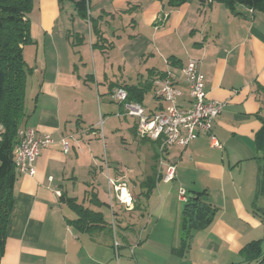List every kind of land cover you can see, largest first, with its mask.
Returning a JSON list of instances; mask_svg holds the SVG:
<instances>
[{"label": "crops", "instance_id": "1", "mask_svg": "<svg viewBox=\"0 0 264 264\" xmlns=\"http://www.w3.org/2000/svg\"><path fill=\"white\" fill-rule=\"evenodd\" d=\"M33 1L31 42L23 52L35 48L36 55H24L29 73L20 129L55 142L41 150L34 176L18 174L0 264H250L242 251L264 236L257 145L264 129V15L198 0L178 8L170 0H113L97 17L89 6L81 19L65 13L66 2ZM190 61L199 63L208 98L225 103L212 130L221 147L209 135L186 148L169 147L164 160L175 165L176 177L165 182L159 145L138 138L134 118L126 129L141 142L146 162L111 152L100 160L94 147L101 96L152 82L143 105L147 114L159 112L165 107L155 95L159 74L180 75ZM179 87L188 107V87L182 81ZM118 105L119 115L124 107ZM105 168L129 207L110 184L105 193L104 181L91 180ZM181 189L187 201L201 197L216 210L188 244ZM70 198L101 213L105 225L90 233L75 227Z\"/></svg>", "mask_w": 264, "mask_h": 264}, {"label": "trees", "instance_id": "2", "mask_svg": "<svg viewBox=\"0 0 264 264\" xmlns=\"http://www.w3.org/2000/svg\"><path fill=\"white\" fill-rule=\"evenodd\" d=\"M71 1L77 6L78 15L88 18L90 0H59ZM201 4L220 3L236 12L237 6H245L264 15V0H198ZM33 0H0V258L4 252L9 220L15 205V184L18 173L14 162V150L18 144V131L25 117V97L27 75L29 69L24 59L23 48L31 42L29 37L30 23L28 15L33 9ZM188 0H171V7H181ZM163 79L167 73L159 74ZM128 93V102L143 105L145 96L153 89L152 82L137 86H124ZM258 150L261 153V175L259 195L264 196V129L257 138ZM154 181V177L151 178ZM67 203L77 214L71 223L83 232H92L105 225L101 213L94 212L76 199H68ZM216 210L203 198L189 199L184 209V243L188 244L195 230L208 227L215 216ZM264 219V213L261 214ZM262 241L247 245L242 254L248 261L256 260L260 254Z\"/></svg>", "mask_w": 264, "mask_h": 264}, {"label": "built area", "instance_id": "3", "mask_svg": "<svg viewBox=\"0 0 264 264\" xmlns=\"http://www.w3.org/2000/svg\"><path fill=\"white\" fill-rule=\"evenodd\" d=\"M180 81L184 82L189 90L191 101L188 107L181 104L184 93L179 87ZM155 95L162 103H165V107L152 114H147L144 105L128 102V93L124 88L116 89L111 97L113 101L124 107V112L118 116L136 119L138 138L150 140L159 145L161 153L159 166L161 168L167 164L163 180L171 182L176 177V167L164 160L167 149L171 146L186 148L201 135H209L213 146L221 147L212 130L215 120L224 110L225 103L208 98L205 90V76L197 61H190L182 67L180 75L172 72L167 73L165 78L159 80ZM1 131L2 126H0V139ZM54 142L51 135L41 136L31 128L20 129L18 144L14 150L17 173L34 176L36 174L35 164L41 150ZM61 144L65 153L71 150L69 138L63 139ZM109 184L115 192H120L119 201L129 207V200L124 195L125 190H119L117 182L111 178H109ZM180 197L187 202L186 192L183 189L180 190Z\"/></svg>", "mask_w": 264, "mask_h": 264}, {"label": "rangeland", "instance_id": "4", "mask_svg": "<svg viewBox=\"0 0 264 264\" xmlns=\"http://www.w3.org/2000/svg\"><path fill=\"white\" fill-rule=\"evenodd\" d=\"M111 1L113 0H90V6H91L90 8L93 10L94 13L93 16L97 17L98 14H100L99 10L102 4L106 5ZM143 1H148V0H143ZM66 3L68 9L66 8L65 13L69 14L71 16V17L69 16L70 18H72V16L75 15V13L76 15H78V12L76 10L77 9L76 4L71 1H66ZM70 18L69 20H71ZM70 23L71 22L68 23V30L71 31L72 26ZM69 38H71V40L74 41L75 39L74 34L72 33ZM24 55H36L35 48H29V49L27 48L24 51ZM101 97H103V102L101 104V118H99L100 119L99 125L96 128L97 138L94 147L95 149L99 150V153L97 155L98 158L101 160V158L106 154V152L109 153L111 152L112 154L120 153L122 156H130V155L134 156L135 160L133 162L137 164L140 163L144 164L146 162V159L143 156V154L140 152L141 149L139 148L141 142L139 140H136L131 135V133L126 129L128 125H130V127L131 125H133L135 119L134 118L124 119L123 117H118L117 116L119 113L118 103L113 101L112 97L110 98L109 95H103ZM150 99L151 96L148 95L146 97V102L149 103ZM98 109L100 110L99 106ZM122 138H125V141H123ZM146 147L149 146L147 145ZM106 169L107 168H105L104 174H102L100 170L96 174L93 173L91 174V180L97 181V183H99L100 185H101V181H104L103 183L105 187L103 188V190L105 191V193L109 191L108 189L109 178ZM104 212L109 213L107 209L104 210ZM256 241H262L260 254L256 260L250 261V264H264V236L258 237Z\"/></svg>", "mask_w": 264, "mask_h": 264}]
</instances>
